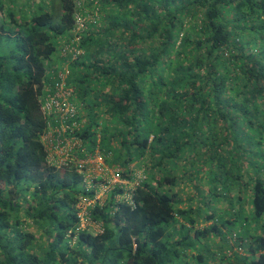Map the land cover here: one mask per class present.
I'll return each mask as SVG.
<instances>
[{
    "label": "trees",
    "instance_id": "trees-1",
    "mask_svg": "<svg viewBox=\"0 0 264 264\" xmlns=\"http://www.w3.org/2000/svg\"><path fill=\"white\" fill-rule=\"evenodd\" d=\"M31 1L0 0V264H264V0ZM85 11L83 55L62 56ZM64 67L86 152L126 180L144 165L134 205L116 186L85 228L94 191L40 141Z\"/></svg>",
    "mask_w": 264,
    "mask_h": 264
},
{
    "label": "built area",
    "instance_id": "built-area-1",
    "mask_svg": "<svg viewBox=\"0 0 264 264\" xmlns=\"http://www.w3.org/2000/svg\"><path fill=\"white\" fill-rule=\"evenodd\" d=\"M84 1L86 0H75L76 7L82 8L85 5ZM84 14L82 17L76 15L72 38L62 46V56L77 59L83 55L79 45L80 33L86 29L84 26L86 21L94 18L96 12L90 14L85 11ZM67 76L66 67L49 72V82L43 87L40 98V111L45 121L40 141L49 167L56 169L71 167L82 177L81 184L86 192L94 191L92 197L89 195L79 197V203L76 205L80 227L85 228L88 225L86 209L98 203L101 205L116 186H124L122 200L133 206L134 191L145 179V173L144 167L138 168L139 165L137 167L133 165L130 168L134 171V178L132 180L120 178L118 173L122 171L121 168L118 166L109 168L98 147L92 153L86 152L81 139L77 136L86 120L78 111L74 89L66 83ZM80 153H83L84 157H79ZM119 199L121 195L116 196V200ZM95 228L97 231L100 229L99 226Z\"/></svg>",
    "mask_w": 264,
    "mask_h": 264
},
{
    "label": "rangeland",
    "instance_id": "rangeland-1",
    "mask_svg": "<svg viewBox=\"0 0 264 264\" xmlns=\"http://www.w3.org/2000/svg\"><path fill=\"white\" fill-rule=\"evenodd\" d=\"M37 1H38V0H32L31 3L34 2V4H36ZM25 2H26V0H20V4H21V5H24ZM6 3H7V0H5V4H6ZM95 11H96V10H95ZM97 13H98V12H96V16H94V18L97 17V15H99V14H97ZM100 25H101L100 23L97 25L98 28H101ZM67 61H70V60H67ZM77 105H78V104H77ZM80 115H81V117H82L83 119H86V117H85V113H84V112L81 111V114H80ZM145 164H146V165H149L150 163H149L148 161H146ZM138 167H144V165H143V164H140ZM152 185H153V183H152ZM181 190H183L184 193H181ZM174 191H177V192L179 193V195H180L181 197H183V199H184L185 197H191L192 194L194 193L193 190H192L191 188L184 187L182 183L179 184V186L176 187ZM104 198H105V196H103L102 199H104ZM193 206H194V204H193ZM221 207L225 208V207H226V202L222 201V202H219L217 205H209V206L206 207V209H211V210L214 211L215 213L220 214V211H219V210H221ZM212 248H213V246H212ZM214 249L217 251V248H216V247H214Z\"/></svg>",
    "mask_w": 264,
    "mask_h": 264
}]
</instances>
